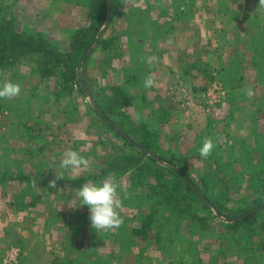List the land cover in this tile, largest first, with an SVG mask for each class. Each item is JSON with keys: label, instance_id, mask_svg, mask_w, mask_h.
Segmentation results:
<instances>
[{"label": "rangeland", "instance_id": "374dc122", "mask_svg": "<svg viewBox=\"0 0 264 264\" xmlns=\"http://www.w3.org/2000/svg\"><path fill=\"white\" fill-rule=\"evenodd\" d=\"M86 3L0 0V30L7 39H35L56 59L88 25ZM105 37L114 41L77 68L72 90L59 70L42 73L41 54L0 66V84L22 86L20 96L0 100V264H264V201L235 230L219 223L235 219L212 203L234 215L264 198V7L259 0H120ZM152 55L158 61L150 65ZM149 74L155 84L146 89ZM114 86L126 94L118 112L128 139L143 144L146 136L153 147H141L144 156L120 138V125L110 129L97 118L90 93L115 101ZM205 137L216 145L207 158L198 151ZM67 150L89 167L61 169ZM110 174L122 189L123 224L98 232L79 189L65 181L99 184ZM178 174L204 203L185 196ZM151 208L150 236L136 238L132 229Z\"/></svg>", "mask_w": 264, "mask_h": 264}, {"label": "trees", "instance_id": "16d2710c", "mask_svg": "<svg viewBox=\"0 0 264 264\" xmlns=\"http://www.w3.org/2000/svg\"><path fill=\"white\" fill-rule=\"evenodd\" d=\"M119 2L120 0H87V3L84 4L83 7L86 10L88 25L80 28L79 30H76L75 33L73 32L68 52L65 55L60 54L59 57L56 59L51 58L44 48L39 45H36L34 38V40L30 38L31 40L28 42L19 41L16 34H12L14 36V39H12L11 37L10 39H7L5 34H2L0 30V66H13L24 55L32 56L36 54H41L44 63V69L42 73L48 76L49 74H53L54 71L59 70L61 75V81L66 86L65 90H72V84L75 83V81L79 78L77 72L79 64L81 63V68H86L89 65L92 56L97 49L105 51V48L110 45L112 41H114V37L105 36L107 30L109 29V27H111L112 19L115 15L116 7L118 6ZM108 4L110 6V16L108 19V23L105 26ZM148 6L150 8L155 5L152 3H148ZM104 26L105 28H103ZM3 28L4 31H7L5 27ZM96 38L97 40L95 41ZM14 41L18 43L16 48ZM78 82L80 84V87H82L80 80H78ZM112 89H114L113 92L116 95L115 101H109L108 99L102 97L99 98V94L97 92L96 96L94 95V93H90L97 107L95 109L97 118L101 123L105 124L110 129H113L115 125H120V131L125 134L124 135L118 130H115L119 134L120 138L131 149L135 150L136 152H139L142 156H144L145 153L142 151V148L149 150L153 149V147L150 146V142L147 140V137L145 136L148 134V131L145 130L146 134H144L145 137H143L142 140L143 144L135 143L137 144L135 145L128 139L127 135L129 134V131H127L125 126L123 127V119L120 117L118 112V108L124 106L127 102V98L125 97L126 94L120 86H114ZM160 159H163V157H160ZM122 160L126 161L131 166L136 165L140 162L139 159H134L132 157H124L122 158ZM166 160L170 163L172 162V159ZM110 166H113V164L111 163ZM170 170L175 172L173 168H171ZM65 182L74 188L80 189L86 182V179H69ZM175 182L178 188H180V190L184 192L185 196H187L193 201L204 203L203 197L200 196L197 190L190 184L191 182L182 179L180 174H178V176L175 178ZM263 201L264 198H255L253 200L252 208L247 206L245 208L239 207L235 210L234 215H229V211L231 210H229L228 207L224 206V209H221L219 208L218 203H212H214V205L217 207L219 215L229 220L235 219L232 223H226L220 220L219 223H221L226 230H235L245 225V223H249L251 220L254 219L255 213H252V211L258 208L263 203ZM209 202L211 203V201ZM155 212V209L151 208L149 214L142 219L139 227H134L132 229V233L136 238H140L142 240H147L149 238V233L151 232L152 225L156 222ZM241 216L242 218H240ZM157 239L159 238L157 237ZM80 245L84 247L82 244ZM52 264H60V262H53Z\"/></svg>", "mask_w": 264, "mask_h": 264}, {"label": "clouds", "instance_id": "9594fccd", "mask_svg": "<svg viewBox=\"0 0 264 264\" xmlns=\"http://www.w3.org/2000/svg\"><path fill=\"white\" fill-rule=\"evenodd\" d=\"M259 6L264 7V0H259ZM158 61L155 55L145 58L148 64H154ZM155 84L153 74H149L143 81V87L152 88ZM22 86L19 83L11 80H6L0 84V100H10L21 95ZM248 96L252 95L250 89L245 91ZM136 120L139 122L140 116L136 115ZM216 145L211 137H205L202 146L198 149L201 157L207 158L213 153ZM89 167V161L80 155L78 151L67 150L64 152L60 168L63 170L83 171ZM63 179V172L55 177L49 183L50 188L56 186L57 180ZM121 191L119 182L116 180L114 174H110L99 184L91 181L85 183L78 191L77 196L81 200V205L87 206L89 210V220L92 229L96 231H109L118 229L123 224V219L120 216L119 209L123 206V199L121 198ZM124 198H127L125 192Z\"/></svg>", "mask_w": 264, "mask_h": 264}, {"label": "water", "instance_id": "95a60500", "mask_svg": "<svg viewBox=\"0 0 264 264\" xmlns=\"http://www.w3.org/2000/svg\"><path fill=\"white\" fill-rule=\"evenodd\" d=\"M109 16H110V6H109V4H108V11H107V16H106L105 26H106V24L108 23ZM105 26H104L103 28H105ZM96 40H97V38L95 39V41H96ZM92 46H93V45H92ZM80 65H81V63H80L79 66H78V70H79ZM78 70H77V71H78ZM262 207H264V203H263L259 208H262Z\"/></svg>", "mask_w": 264, "mask_h": 264}, {"label": "built area", "instance_id": "2783aa9c", "mask_svg": "<svg viewBox=\"0 0 264 264\" xmlns=\"http://www.w3.org/2000/svg\"><path fill=\"white\" fill-rule=\"evenodd\" d=\"M1 117H4V114H3V113H0V118H1Z\"/></svg>", "mask_w": 264, "mask_h": 264}, {"label": "crops", "instance_id": "0c3cea01", "mask_svg": "<svg viewBox=\"0 0 264 264\" xmlns=\"http://www.w3.org/2000/svg\"><path fill=\"white\" fill-rule=\"evenodd\" d=\"M54 261L53 260H51V262L49 263V264H52Z\"/></svg>", "mask_w": 264, "mask_h": 264}]
</instances>
